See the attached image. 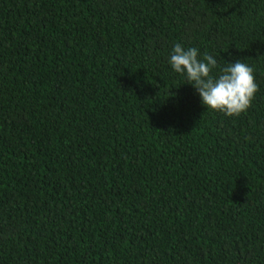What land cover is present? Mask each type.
<instances>
[{
	"label": "trees",
	"instance_id": "1",
	"mask_svg": "<svg viewBox=\"0 0 264 264\" xmlns=\"http://www.w3.org/2000/svg\"><path fill=\"white\" fill-rule=\"evenodd\" d=\"M176 43L252 66L247 112ZM0 264H264V0H0Z\"/></svg>",
	"mask_w": 264,
	"mask_h": 264
},
{
	"label": "clouds",
	"instance_id": "2",
	"mask_svg": "<svg viewBox=\"0 0 264 264\" xmlns=\"http://www.w3.org/2000/svg\"><path fill=\"white\" fill-rule=\"evenodd\" d=\"M169 63L196 89L206 108L227 116L246 113L259 91L254 68L238 59L221 68L219 75H214L218 63L212 55L205 53L201 59L198 48H185L176 43Z\"/></svg>",
	"mask_w": 264,
	"mask_h": 264
}]
</instances>
